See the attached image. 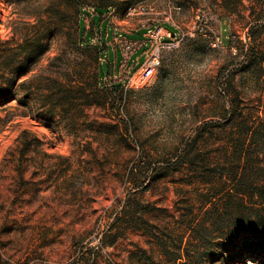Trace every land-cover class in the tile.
Wrapping results in <instances>:
<instances>
[{"label":"rangeland","instance_id":"374dc122","mask_svg":"<svg viewBox=\"0 0 264 264\" xmlns=\"http://www.w3.org/2000/svg\"><path fill=\"white\" fill-rule=\"evenodd\" d=\"M103 21L175 40L97 91ZM168 102L182 135L160 151L143 122ZM263 125L264 0H0V264H264V204L225 175L264 185Z\"/></svg>","mask_w":264,"mask_h":264},{"label":"built area","instance_id":"2783aa9c","mask_svg":"<svg viewBox=\"0 0 264 264\" xmlns=\"http://www.w3.org/2000/svg\"><path fill=\"white\" fill-rule=\"evenodd\" d=\"M144 8L140 5L129 6L126 10L127 16H133L135 14L139 15L142 13ZM146 31V40L151 43V51L146 57L142 65L137 69L134 75L138 76V79L143 82L147 80L153 71H155L160 66V51L164 49V46L169 43H173L175 40V34L172 41H166L164 37H169L172 33L162 26L151 27L148 26ZM144 42L142 40L130 39L126 36L118 40L119 51L121 55V64L126 67L129 59L133 54L139 51ZM133 75V76H134Z\"/></svg>","mask_w":264,"mask_h":264},{"label":"trees","instance_id":"16d2710c","mask_svg":"<svg viewBox=\"0 0 264 264\" xmlns=\"http://www.w3.org/2000/svg\"><path fill=\"white\" fill-rule=\"evenodd\" d=\"M102 13L99 12V15H101ZM171 33L175 34V32L169 28L166 27ZM85 42H86V38H84ZM76 47L78 49H81L83 46L82 42L80 40L77 41ZM250 65H252V62H249ZM259 64V63H258ZM256 65V64H255ZM97 81H98V85L94 86L95 90L97 91H105L106 88L100 86V77H101V69L100 67H98L97 70ZM115 89H121V86H114ZM83 101L85 103V105L87 106H91L92 102L91 100L88 98V96H83ZM233 119L227 118L225 125L224 126H231L233 125ZM263 134L264 133V125L262 126V128L259 129V131H257L256 133L253 134V141H257L256 138L259 136V134ZM231 150H232V154H233V161H245L247 164L251 163L252 160L249 157V154H247L245 147L242 145H236V146H230ZM189 157V156H188ZM186 159V162L183 161L182 163H186V164H192L193 162H190L189 160H187V155L184 156L182 158V160ZM227 175L228 179L230 180H234L236 182V188H238L239 194L244 195V196H248L250 198H257L262 204H264V185H259L257 184L255 181H250V180H244L245 178H239V176H237L236 174H225ZM255 218L258 221H264V208L261 212H258L257 214H255ZM259 250L262 252V254H260L261 259H264V246L261 245L259 247Z\"/></svg>","mask_w":264,"mask_h":264},{"label":"crops","instance_id":"0c3cea01","mask_svg":"<svg viewBox=\"0 0 264 264\" xmlns=\"http://www.w3.org/2000/svg\"><path fill=\"white\" fill-rule=\"evenodd\" d=\"M102 24H104V21L101 23L100 30H102ZM104 30H105L104 34H102V31H100V40L104 39V43L106 47V50L104 51L106 55V59H103V63L101 64V68H100L101 77L104 76V74H112L115 73L116 71H120L122 68H124V73H126L128 76H133L137 71V69L145 61L149 52L151 51V43H149L145 38L147 29L146 28L139 29V31L136 32L132 37L126 36L127 38L142 40L144 42L142 48L131 56L126 67H123L121 64V55L119 51V46H118V42L116 41L117 39L113 35V32H111V34L108 32L107 24L106 25L104 24ZM135 35L138 37H135ZM109 36H110V40H108ZM219 36L224 44L225 43L230 44L229 34L228 36L222 38V35H220L219 32ZM111 40H114L115 42L114 45L111 43Z\"/></svg>","mask_w":264,"mask_h":264},{"label":"clouds","instance_id":"9594fccd","mask_svg":"<svg viewBox=\"0 0 264 264\" xmlns=\"http://www.w3.org/2000/svg\"><path fill=\"white\" fill-rule=\"evenodd\" d=\"M172 108L171 102L164 104L163 107L157 104L144 117L143 131L145 134L160 132L156 140V146L160 151L171 150L180 143L182 125L179 118L174 123H170Z\"/></svg>","mask_w":264,"mask_h":264},{"label":"water","instance_id":"95a60500","mask_svg":"<svg viewBox=\"0 0 264 264\" xmlns=\"http://www.w3.org/2000/svg\"><path fill=\"white\" fill-rule=\"evenodd\" d=\"M172 35H174V34L172 33Z\"/></svg>","mask_w":264,"mask_h":264}]
</instances>
